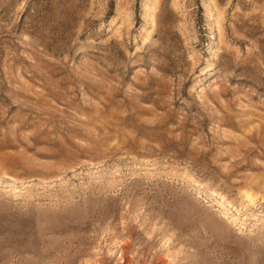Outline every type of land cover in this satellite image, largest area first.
<instances>
[{
    "label": "rangeland",
    "instance_id": "1",
    "mask_svg": "<svg viewBox=\"0 0 264 264\" xmlns=\"http://www.w3.org/2000/svg\"><path fill=\"white\" fill-rule=\"evenodd\" d=\"M0 264H264V0H0Z\"/></svg>",
    "mask_w": 264,
    "mask_h": 264
}]
</instances>
